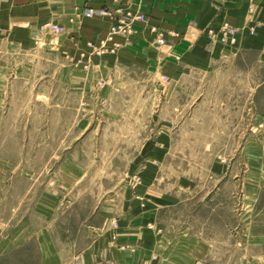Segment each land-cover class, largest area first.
Listing matches in <instances>:
<instances>
[{"label":"rangeland","instance_id":"rangeland-1","mask_svg":"<svg viewBox=\"0 0 264 264\" xmlns=\"http://www.w3.org/2000/svg\"><path fill=\"white\" fill-rule=\"evenodd\" d=\"M49 22L32 41L0 44V222H24L27 238L0 264H40L41 229L63 264H81L102 213L122 242L94 264H264V50L176 82L116 71L105 86L93 61L134 32L107 41L110 20L71 51ZM102 41L119 47L94 54L88 43ZM132 213L129 238L119 220ZM147 231L160 237L152 249Z\"/></svg>","mask_w":264,"mask_h":264},{"label":"crops","instance_id":"crops-1","mask_svg":"<svg viewBox=\"0 0 264 264\" xmlns=\"http://www.w3.org/2000/svg\"><path fill=\"white\" fill-rule=\"evenodd\" d=\"M100 9H122L146 16L144 22L134 23L133 35L116 54L93 61L92 69L102 74L99 79L105 86L116 82V71L154 73L156 69L158 74L176 82L187 68L206 72L217 60L235 51L264 50V0H0V44L11 38L17 39L19 44L32 41L38 26L50 21L64 28L57 37H63L69 50L84 48L86 41L96 43L107 33L108 17L84 14ZM224 24L241 29L234 44H222L209 38L207 29L217 31ZM251 27L253 34L249 32ZM158 33L163 35V43L158 42ZM117 40L122 41V38L117 37ZM153 126L148 124L146 128L153 130ZM101 216L102 224L92 228L95 238L82 250L81 264L114 259L119 254L117 246L122 241L120 237L112 241L110 218L113 216L103 213ZM139 218L136 213L123 214L119 220L120 231L128 232L131 238L132 228ZM24 225L23 222L9 232L8 224L0 222V259L27 242ZM6 230L7 234L2 235ZM35 235L38 233L33 230L32 236ZM40 235L43 247L40 264H63L61 253L47 230L41 229ZM159 239L155 231H147L146 238L141 237L150 249Z\"/></svg>","mask_w":264,"mask_h":264},{"label":"built area","instance_id":"built-area-1","mask_svg":"<svg viewBox=\"0 0 264 264\" xmlns=\"http://www.w3.org/2000/svg\"><path fill=\"white\" fill-rule=\"evenodd\" d=\"M253 10V8H251ZM85 16L92 17H108L111 20V25L109 27V36L107 38V41L112 40V36L114 34H121L124 37H128L134 32V23L135 21H145L146 16L144 14L139 13H131L130 11H123L122 9H115L113 11L108 9H100V10H88L85 12ZM45 28L52 33H58L61 32L63 29L58 26L56 23H46ZM153 31L156 32V30L153 28ZM241 32V29L238 27H232L228 24L222 25L217 31L214 29H207V34L210 39H217L222 44H234L237 40V36ZM249 32L251 34L254 33V28H250ZM106 41H102L100 44H93L88 43L89 47L92 49V52L97 55H101L104 52H113L115 51L119 45L116 43L112 48L105 46ZM158 42L163 43V35L161 33H158Z\"/></svg>","mask_w":264,"mask_h":264}]
</instances>
